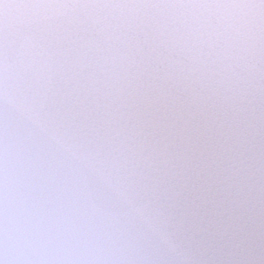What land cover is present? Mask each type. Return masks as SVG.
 <instances>
[{
	"label": "snow or ice",
	"instance_id": "6c2138e0",
	"mask_svg": "<svg viewBox=\"0 0 264 264\" xmlns=\"http://www.w3.org/2000/svg\"><path fill=\"white\" fill-rule=\"evenodd\" d=\"M0 264H264V0H0Z\"/></svg>",
	"mask_w": 264,
	"mask_h": 264
}]
</instances>
